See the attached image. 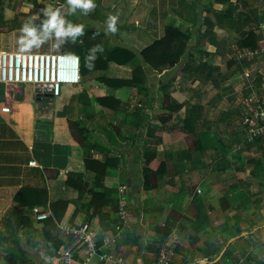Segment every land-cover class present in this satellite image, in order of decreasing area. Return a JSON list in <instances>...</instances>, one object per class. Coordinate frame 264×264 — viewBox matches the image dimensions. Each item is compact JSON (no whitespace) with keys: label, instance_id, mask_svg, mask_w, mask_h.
<instances>
[{"label":"crops","instance_id":"1","mask_svg":"<svg viewBox=\"0 0 264 264\" xmlns=\"http://www.w3.org/2000/svg\"><path fill=\"white\" fill-rule=\"evenodd\" d=\"M94 3L88 14L76 10L77 22L102 30L103 51H90L97 66L90 73L82 71L80 83L64 84L58 96H37L33 84L0 83V264H83L85 243L64 233L61 222L77 226L88 222L98 243L123 254L125 264H156L164 232V243H176L172 264H252L255 249L263 247L264 253V133L249 140L244 119L249 113L246 100L264 95V0H244L235 9L251 19L244 30L254 28L252 34L240 36L235 27H214L221 46L208 40L196 44L195 36L206 30L204 4L212 3L219 10L228 4L215 0ZM116 13L117 32L106 33L108 15ZM169 25L192 34L178 65L153 69L143 64L140 52L160 39ZM61 39L33 48L63 52V43L55 47ZM117 46L138 54L145 74L144 79L137 70L139 84L107 83V79L131 80L138 62L105 63L106 52ZM2 50L18 51L12 45ZM247 50L255 54L241 58ZM189 56L196 63L216 66L217 84L205 71L194 78L181 74L172 78ZM142 79L145 83L140 84ZM164 92L185 98L183 108L165 123L161 119ZM194 104L202 109L193 131L185 120ZM3 106L12 109L4 111ZM75 121L83 122L92 138L109 151L82 146L71 130L70 122ZM150 148L155 154L148 168L157 174L148 177L144 168ZM88 158L110 161L106 167L92 162L87 169ZM96 170L103 172V191L110 189L111 194H98ZM123 185L128 186L123 194L130 197L132 217L118 235L115 226L121 221L118 204ZM25 188L37 191L42 204L21 206L18 195ZM32 195L21 198L27 202ZM53 203H59L56 211ZM35 208L48 217L37 219ZM90 264L112 263L94 255Z\"/></svg>","mask_w":264,"mask_h":264},{"label":"trees","instance_id":"2","mask_svg":"<svg viewBox=\"0 0 264 264\" xmlns=\"http://www.w3.org/2000/svg\"><path fill=\"white\" fill-rule=\"evenodd\" d=\"M244 0H215V2L228 4V7L226 9H215L212 5H206L204 7V11L206 12V16L204 17V24L206 25V30L204 32H200V34L195 36L196 44L199 45H205V43L210 41L212 44H218L221 46L220 42L217 43V40L215 38V32L214 27L216 25H223L227 27L237 28L239 31L240 36H246L248 34L253 33L254 28H250V30H244V27L250 23L251 19L244 18V15L241 13H236L235 9L237 8V5L239 2ZM209 4V3H208ZM71 16L77 20V13L71 14ZM214 20H213V18ZM70 22V19L66 20ZM259 23V22H258ZM6 22L3 21V15L0 13V28L5 27ZM73 24V23H72ZM43 25V24H42ZM74 25H83L81 23L76 22ZM35 26L37 27L39 32H43V27L36 23ZM84 33L83 35L77 36L76 41L73 43L71 40V37H64V42L62 44L63 52L64 53H71L75 55H79L81 58V69L84 71L85 74L90 73L94 71L96 68V60L91 56L90 51L93 50V48H96L97 45H101V36L103 35L102 30L94 27V26H86L83 25ZM11 29V27H9ZM82 40V42H79V40ZM192 39L191 31H183L178 26L175 25H169L165 28L164 35L154 41L149 46L145 47L141 52L140 56L142 57V63L148 64L153 69H161L163 67H169L174 68L181 60V57L184 55L188 44L190 43ZM257 40V37H256ZM97 49V48H96ZM89 57L91 58L89 60L90 63L94 64V67L89 70L85 67V58ZM138 61L135 65L134 69V76L131 80H122V79H114L110 80L107 79V83L109 84L111 81H117L122 84H129V85H137L139 82L135 81V74L137 70H141L142 74L144 75V69L143 64L140 62V58L138 57V54L134 52L133 50H130L125 47L117 46L115 48H112L110 51L106 52V55L104 57V62H112L115 61L118 64H129L134 61ZM245 63V62H244ZM217 67L208 63V62H197L189 56L188 60L184 63V65L181 67V69L172 77L174 78L177 74H181L183 77H190L194 78L196 77V74L199 71H205L207 74V78L212 80L214 84H217L216 79L213 77V70ZM171 78V79H172ZM145 83V80H141L140 84ZM171 83V82H170ZM185 98L178 94L177 92H164L163 95V105L165 108V112L163 113L161 119L162 122H167L171 120L185 105ZM202 106L198 104H194L188 108V114L186 116L185 120V126L190 127L194 131V125L195 122L200 118V112H201ZM71 130L73 135L76 137V139L79 141V143L82 146H86L92 149H97L100 151H109V149L97 138H92L93 135L91 134V130L84 125L81 121H75L70 122ZM91 139H94V142H91ZM150 152V155L145 157V160L147 161V165L144 168V174L145 176L149 175H156V171H153L148 168V165L151 161V159L154 157L155 152L152 148L148 150ZM112 160V158H110ZM109 159L105 160V162L101 161H95L91 159H86V166L87 169L91 168L92 162L97 163L101 167H106L107 164H109ZM103 172L96 170V185L97 190H99L98 194L100 196L105 195L106 193H112V190L106 189L103 191V188L100 186V183L103 182L102 174ZM78 177H81V175H75ZM154 186L148 185L147 188H152ZM79 189H82V184H79ZM33 194L32 198L29 199L27 202L24 201L21 196L23 194ZM18 200L20 201L21 206H34L42 204L41 200L39 199V193L35 190L25 188L23 189L20 194L18 195ZM108 202V200H106ZM59 205V203L51 204V207L54 208ZM119 210L120 206L118 204ZM130 209V208H129ZM118 210V212H119ZM56 211V210H55ZM77 214V209L75 210L72 220L75 218ZM74 217V218H73ZM103 223V221L101 222ZM166 234L164 232V236L159 240L160 246L164 243ZM160 249V247H159ZM173 261V260H172ZM172 264V263H170Z\"/></svg>","mask_w":264,"mask_h":264},{"label":"built area","instance_id":"3","mask_svg":"<svg viewBox=\"0 0 264 264\" xmlns=\"http://www.w3.org/2000/svg\"><path fill=\"white\" fill-rule=\"evenodd\" d=\"M263 51H264V45ZM253 50L240 53L241 57L253 56ZM81 58L79 55L64 52H43V51H7L0 49V83L4 85L25 84L40 85L41 91L37 96L46 95V89L51 88L52 96L61 93L64 84H78L82 80ZM249 113L244 119V129L249 140L264 133V95L250 97L246 100ZM12 108L3 106L4 111ZM128 190L127 185L120 187V210L118 212L120 222L115 226L116 233L121 235L124 229L130 225L132 214L128 209L130 197L123 194ZM200 191V190H199ZM37 219L42 220L48 217L34 209ZM64 233L74 235L82 240L87 249V255L83 264H90L94 255L101 260L112 264H125V257L121 253L107 251L105 245H100L94 238L92 228L88 222L81 225L67 222L59 223ZM175 243V242H174ZM163 243L160 246L156 264L172 263V255L175 244Z\"/></svg>","mask_w":264,"mask_h":264},{"label":"rangeland","instance_id":"4","mask_svg":"<svg viewBox=\"0 0 264 264\" xmlns=\"http://www.w3.org/2000/svg\"><path fill=\"white\" fill-rule=\"evenodd\" d=\"M195 1V0H192ZM198 1V0H197ZM202 3V0H201ZM206 5H213L212 3L204 4ZM197 6V5H196ZM48 7H52L53 10L59 9L61 16L70 22L75 24L79 19V15L77 12V20L74 19L70 12H69V5L67 4V0H0V13L3 15V21L6 22L5 27L0 28V48L6 49L7 46H14L15 50H21L20 45L18 44L19 37L21 35L20 29L21 26L28 20L33 19L34 17H39L38 19H34L33 23L40 24L43 27V20L47 19L44 15L45 10ZM246 6H243L242 9H245ZM202 16L204 17L205 14L202 12ZM11 27V29H9ZM38 34L41 35L43 39L42 45H48L49 43L57 42L55 39L58 38L55 36L54 33L47 35L45 33L39 32ZM41 48H33L30 51H36ZM243 58V57H241ZM31 86L30 84H26L24 86ZM19 87V85H16ZM15 86V87H16ZM207 185V184H206ZM205 186V185H204ZM208 186V185H207ZM207 186L205 187V194L208 193ZM200 196V195H199ZM233 233H237L233 230ZM235 238V237H234ZM230 240H228L229 242ZM176 244V243H174ZM261 250L263 247L259 249H255L252 252V264H264L263 256Z\"/></svg>","mask_w":264,"mask_h":264},{"label":"clouds","instance_id":"5","mask_svg":"<svg viewBox=\"0 0 264 264\" xmlns=\"http://www.w3.org/2000/svg\"><path fill=\"white\" fill-rule=\"evenodd\" d=\"M69 5L70 14H74L77 9H80L84 14H88L95 9L96 5L94 0H67ZM44 15L47 19L43 20V32L47 35L52 33L55 34L58 38L71 37L72 42L76 41L77 36L83 35L84 28L83 25H74L71 22L66 21L60 14V10H53L52 7H48ZM39 17H34L26 21L20 29V37L18 44L22 51H30L33 47H39L43 44V39L41 35L38 34V29L33 23L34 19ZM119 19V13L109 14L106 20V33L115 34L117 32V22ZM64 41L61 39L55 44L56 49H59V44ZM100 51H103V48L99 45L96 46ZM96 48H93V52L96 51ZM91 58H85V67L91 70L94 67L93 63H90Z\"/></svg>","mask_w":264,"mask_h":264},{"label":"water","instance_id":"6","mask_svg":"<svg viewBox=\"0 0 264 264\" xmlns=\"http://www.w3.org/2000/svg\"><path fill=\"white\" fill-rule=\"evenodd\" d=\"M35 86H36V89H35L36 93H37V92H40V91H41L40 85H35ZM46 92H47L46 95H50V96H52V94H51V92H52L51 88H47V89H46Z\"/></svg>","mask_w":264,"mask_h":264}]
</instances>
